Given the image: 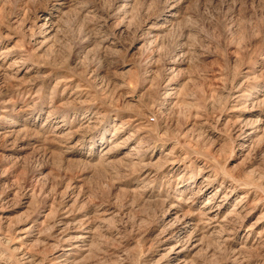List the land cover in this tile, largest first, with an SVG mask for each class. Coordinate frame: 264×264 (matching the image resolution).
Wrapping results in <instances>:
<instances>
[{"label": "rangeland", "instance_id": "374dc122", "mask_svg": "<svg viewBox=\"0 0 264 264\" xmlns=\"http://www.w3.org/2000/svg\"><path fill=\"white\" fill-rule=\"evenodd\" d=\"M0 264H264V0H0Z\"/></svg>", "mask_w": 264, "mask_h": 264}]
</instances>
